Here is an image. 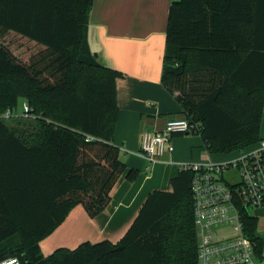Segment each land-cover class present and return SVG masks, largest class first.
Listing matches in <instances>:
<instances>
[{
    "label": "trees",
    "instance_id": "trees-1",
    "mask_svg": "<svg viewBox=\"0 0 264 264\" xmlns=\"http://www.w3.org/2000/svg\"><path fill=\"white\" fill-rule=\"evenodd\" d=\"M93 6L94 0H0V262L197 264L193 170H182L171 192H152L118 243L42 253L40 243L78 205L90 218L103 213L126 171L114 144L124 74L91 50ZM9 34L37 51L18 56L4 43ZM161 81L184 118L198 125L207 154L236 155L258 144L264 0H173ZM26 115L33 122L21 123ZM127 178L134 182L138 173ZM244 221L260 249L259 221Z\"/></svg>",
    "mask_w": 264,
    "mask_h": 264
},
{
    "label": "crops",
    "instance_id": "crops-1",
    "mask_svg": "<svg viewBox=\"0 0 264 264\" xmlns=\"http://www.w3.org/2000/svg\"><path fill=\"white\" fill-rule=\"evenodd\" d=\"M171 2L94 0L91 50L100 64L124 74L117 81L120 113L114 144L120 149L126 171L115 185L106 210L90 218L82 205L75 207L65 222L40 243L44 256L60 248L76 249L85 242L118 243L152 192H171L172 180L184 166L208 159L194 150L199 147L196 138L185 139L189 135L176 136L172 153L154 162L140 152L144 132H160L169 119L184 118L180 103L161 81ZM133 170L138 178L131 182L127 175Z\"/></svg>",
    "mask_w": 264,
    "mask_h": 264
},
{
    "label": "built area",
    "instance_id": "built-area-1",
    "mask_svg": "<svg viewBox=\"0 0 264 264\" xmlns=\"http://www.w3.org/2000/svg\"><path fill=\"white\" fill-rule=\"evenodd\" d=\"M28 111V107H26ZM11 113L5 114L9 118ZM198 125L187 119H169L156 133L144 132L140 152L154 162L172 153L176 136L198 134ZM193 170L192 195L198 238L197 264H264V223L255 210L264 209V139L220 164L209 162L184 166ZM237 171L240 181H227L226 174ZM245 217L259 221L255 240L245 231ZM231 227V231L227 228ZM0 264H19L9 258Z\"/></svg>",
    "mask_w": 264,
    "mask_h": 264
},
{
    "label": "rangeland",
    "instance_id": "rangeland-1",
    "mask_svg": "<svg viewBox=\"0 0 264 264\" xmlns=\"http://www.w3.org/2000/svg\"><path fill=\"white\" fill-rule=\"evenodd\" d=\"M4 43L6 45H8L15 54H17L18 56H21L25 59L29 58V56L31 54H33V52L37 51L36 47H34L33 44H29V43L25 42L19 36L14 35V34H9L7 36V38L4 40ZM22 110H23V105L21 103L19 106V112L21 113ZM34 119L35 118L32 115H26V117L22 118L21 123H24V122L29 123V121L33 122ZM16 122L17 121H11L10 125L14 126L13 124H15ZM189 137L190 138H196L197 142L199 143L198 144L199 147H197L194 150L196 152H198L200 156H202V153L203 154L205 153V156L208 158L209 162H214L215 164H220V163H224V162H228V161L232 160L233 157L235 156V154H229V155L211 154V155H209L206 153V149L204 148L202 138L199 134L189 135L188 137H185V139L189 138ZM261 137H262V139H264V124L262 125V129H261ZM230 178L236 183H238L240 181L239 173L237 171H234V170H232L230 174H226V180L228 181ZM254 213L256 215L260 216V222L264 223V209L255 210ZM231 230H232L231 227L227 228V231H231Z\"/></svg>",
    "mask_w": 264,
    "mask_h": 264
},
{
    "label": "water",
    "instance_id": "water-1",
    "mask_svg": "<svg viewBox=\"0 0 264 264\" xmlns=\"http://www.w3.org/2000/svg\"><path fill=\"white\" fill-rule=\"evenodd\" d=\"M205 154V153H204Z\"/></svg>",
    "mask_w": 264,
    "mask_h": 264
}]
</instances>
